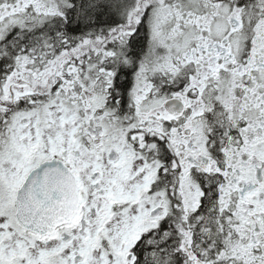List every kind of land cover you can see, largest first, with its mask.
<instances>
[{"label":"snow or ice","instance_id":"1","mask_svg":"<svg viewBox=\"0 0 264 264\" xmlns=\"http://www.w3.org/2000/svg\"><path fill=\"white\" fill-rule=\"evenodd\" d=\"M0 264H264V0H0Z\"/></svg>","mask_w":264,"mask_h":264}]
</instances>
